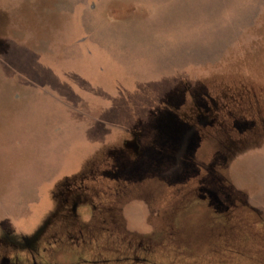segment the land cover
Returning <instances> with one entry per match:
<instances>
[{"label":"rangeland","instance_id":"374dc122","mask_svg":"<svg viewBox=\"0 0 264 264\" xmlns=\"http://www.w3.org/2000/svg\"><path fill=\"white\" fill-rule=\"evenodd\" d=\"M30 1L0 0L1 77L52 95L87 125L70 147L58 148L64 163L52 182L40 171L0 191V235L9 229L34 232L41 221L57 215L58 194L66 192L56 184L90 163L94 148L110 140L120 147L114 136L130 127L160 134L143 138L153 145L143 155L145 172L160 170L154 162L167 165L176 176L190 170L191 163L184 167L180 161L194 155L191 140L180 142L177 132L188 130V138L200 142L201 127L177 123L172 111L188 99L211 103L212 108L220 105L222 123L209 122L217 135L214 147L239 154L230 167L232 187L246 191L251 205L264 210V0ZM191 74L210 76L204 80L212 89L203 91L207 100L202 101L199 86L190 83ZM165 149L169 157L161 156L159 151ZM116 152L130 161L122 151ZM129 171L126 165L123 173ZM91 178L88 174L84 180ZM145 214L139 205L128 209L132 230L143 226ZM211 224L182 222L184 238L169 239L160 262L207 264L200 253L205 248L203 233Z\"/></svg>","mask_w":264,"mask_h":264},{"label":"flooded vegetation","instance_id":"af4514ba","mask_svg":"<svg viewBox=\"0 0 264 264\" xmlns=\"http://www.w3.org/2000/svg\"><path fill=\"white\" fill-rule=\"evenodd\" d=\"M192 75L190 83L197 84L200 98L207 100L209 96L203 97V91L212 89L205 87L204 80L210 76ZM242 84L239 91L244 89ZM188 88L190 91L191 85ZM218 90L224 91L219 86ZM199 101L195 104L188 99L178 104L180 110H172L177 123L201 127L194 155L185 157L186 164L180 161L184 167L191 163V169H197L195 175L185 177L190 174L188 168L177 176L167 175L160 162H154L160 170L145 172L143 155L151 152L153 145L145 144L143 138L160 134H147L151 128L125 129L114 136L120 147L110 140L94 148L89 165L56 184L66 192L58 194L57 215L41 221L34 232L9 229L0 235V264H162L159 257L164 244L171 238L183 239L182 222L196 220L212 223L203 233L205 248L200 253L207 264H264V210L251 205L246 191L232 187L230 167L239 154L214 147L217 135L209 122L222 123L220 105L215 102L216 109ZM208 114L220 115L210 119ZM185 115L194 119L186 120ZM187 135L188 130L181 128L176 137L182 142L191 140V150L193 137ZM116 150L130 161L121 160ZM159 152L169 157L168 149ZM125 164L130 168L127 174L123 173ZM88 174L92 178L84 180ZM87 181L94 186L89 187ZM133 205L146 211L144 224L137 230H132L127 220ZM105 255L111 258H103Z\"/></svg>","mask_w":264,"mask_h":264},{"label":"crops","instance_id":"0c3cea01","mask_svg":"<svg viewBox=\"0 0 264 264\" xmlns=\"http://www.w3.org/2000/svg\"><path fill=\"white\" fill-rule=\"evenodd\" d=\"M70 110L52 95L5 82L0 74V191L35 172L45 173L49 183L61 172L58 148L70 147L87 125Z\"/></svg>","mask_w":264,"mask_h":264},{"label":"water","instance_id":"95a60500","mask_svg":"<svg viewBox=\"0 0 264 264\" xmlns=\"http://www.w3.org/2000/svg\"><path fill=\"white\" fill-rule=\"evenodd\" d=\"M178 140H179L180 142H182L181 139H178ZM197 142H199V141L196 140L195 137L193 136V148H192V150H191L193 153L195 152V147H196ZM151 166L154 167L153 165H151ZM161 168H162V169H161L162 172H165L167 175H172V173L169 172V167H168L167 165L162 164ZM196 173H197V169H196L195 167H193V169H190V174L187 175V176H185V177H190V176H192V175H195Z\"/></svg>","mask_w":264,"mask_h":264},{"label":"trees","instance_id":"16d2710c","mask_svg":"<svg viewBox=\"0 0 264 264\" xmlns=\"http://www.w3.org/2000/svg\"><path fill=\"white\" fill-rule=\"evenodd\" d=\"M248 80V79H247ZM249 80H251V79H249ZM249 82V85L253 82V81H248ZM233 84H231L230 86H232ZM237 86V85H236ZM194 256H195V254H194Z\"/></svg>","mask_w":264,"mask_h":264}]
</instances>
